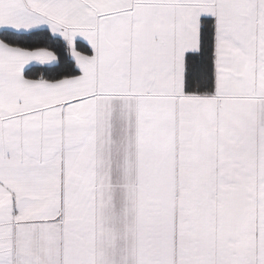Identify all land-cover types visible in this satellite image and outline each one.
I'll list each match as a JSON object with an SVG mask.
<instances>
[{
	"label": "snow or ice",
	"instance_id": "snow-or-ice-1",
	"mask_svg": "<svg viewBox=\"0 0 264 264\" xmlns=\"http://www.w3.org/2000/svg\"><path fill=\"white\" fill-rule=\"evenodd\" d=\"M0 264H264V0H0Z\"/></svg>",
	"mask_w": 264,
	"mask_h": 264
}]
</instances>
